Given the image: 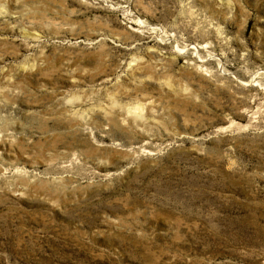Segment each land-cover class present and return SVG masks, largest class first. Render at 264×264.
Returning <instances> with one entry per match:
<instances>
[{
	"label": "rangeland",
	"instance_id": "374dc122",
	"mask_svg": "<svg viewBox=\"0 0 264 264\" xmlns=\"http://www.w3.org/2000/svg\"><path fill=\"white\" fill-rule=\"evenodd\" d=\"M0 264H264V0H0Z\"/></svg>",
	"mask_w": 264,
	"mask_h": 264
}]
</instances>
